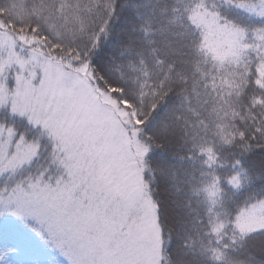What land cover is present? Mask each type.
<instances>
[{"label":"snow or ice","instance_id":"snow-or-ice-1","mask_svg":"<svg viewBox=\"0 0 264 264\" xmlns=\"http://www.w3.org/2000/svg\"><path fill=\"white\" fill-rule=\"evenodd\" d=\"M0 264H264V0H0Z\"/></svg>","mask_w":264,"mask_h":264}]
</instances>
